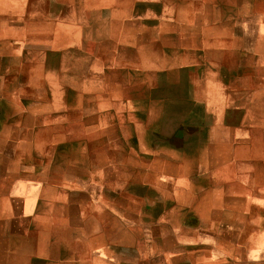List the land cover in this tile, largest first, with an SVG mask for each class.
<instances>
[{
	"label": "crops",
	"instance_id": "obj_1",
	"mask_svg": "<svg viewBox=\"0 0 264 264\" xmlns=\"http://www.w3.org/2000/svg\"><path fill=\"white\" fill-rule=\"evenodd\" d=\"M4 1L0 264H264V0H195L120 90Z\"/></svg>",
	"mask_w": 264,
	"mask_h": 264
},
{
	"label": "rangeland",
	"instance_id": "obj_2",
	"mask_svg": "<svg viewBox=\"0 0 264 264\" xmlns=\"http://www.w3.org/2000/svg\"><path fill=\"white\" fill-rule=\"evenodd\" d=\"M194 1L17 0L14 7L40 14V22H30V28L40 30V40L51 42L53 46L65 44L67 47L62 49L65 52L62 55L68 63L84 70L88 67L90 57L93 60L100 58L102 62L107 61L108 69L104 73L106 77L102 78V82L101 78H94L92 83L94 87L107 83L110 89L120 90L119 77L122 74L119 66L129 63L145 68L159 62L162 52L152 44L159 34L155 28L171 24L173 17L179 21L182 18L194 20L190 12L197 7ZM9 3L0 0V8ZM198 8L203 7L199 5ZM206 9L211 10L209 7ZM0 19L4 20L2 16ZM2 20L0 30L6 28V22ZM70 44L82 47L72 48ZM56 53L55 48L49 50L54 66L59 63ZM97 65L98 62L93 61L94 69L99 70L100 65ZM143 75L146 77L147 72L143 71ZM127 76L131 78L132 74Z\"/></svg>",
	"mask_w": 264,
	"mask_h": 264
}]
</instances>
